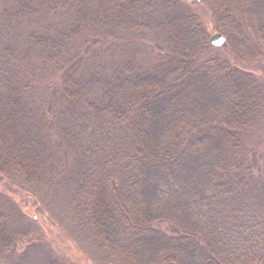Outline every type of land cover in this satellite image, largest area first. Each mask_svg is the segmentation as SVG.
Segmentation results:
<instances>
[{
  "label": "trees",
  "instance_id": "1",
  "mask_svg": "<svg viewBox=\"0 0 264 264\" xmlns=\"http://www.w3.org/2000/svg\"><path fill=\"white\" fill-rule=\"evenodd\" d=\"M89 1L98 15L118 19L134 2ZM157 3L156 27L165 48L153 65L94 99L86 96L81 81L63 79L61 107L90 120L89 125L117 131L121 148L114 165L127 173L111 185L101 161L85 163L77 154L82 169L72 181L74 193L86 207L96 240L116 249L117 264H263L264 227H244L237 207L247 193L239 136L261 107L258 79L242 78L213 53L202 55L227 39L220 47L211 45L189 5ZM18 4L20 15L29 12L26 1ZM210 9L215 28L230 42L239 41L242 55L247 34L254 38L260 31L253 58L264 56V0H211ZM79 12L77 19L73 16L78 23ZM4 44V56L13 55L12 46ZM18 72L0 89V178L40 184L54 167L51 130L41 111L31 109L23 88L11 83L25 77ZM209 102L221 105L210 110ZM193 106L197 115L205 107L210 113L195 117ZM5 235L0 221V248Z\"/></svg>",
  "mask_w": 264,
  "mask_h": 264
},
{
  "label": "rangeland",
  "instance_id": "2",
  "mask_svg": "<svg viewBox=\"0 0 264 264\" xmlns=\"http://www.w3.org/2000/svg\"><path fill=\"white\" fill-rule=\"evenodd\" d=\"M20 1L27 2L29 12H16ZM210 1L182 0L202 22L208 40L220 33L215 28ZM157 2L134 0L118 19L110 13L98 15L88 0H0V89L17 69L25 76L11 83L23 88L31 109L38 108L45 127L50 125L49 148L54 163L52 172L40 184L28 178H0V221L7 242L0 248V264L118 263L116 249L94 237L86 207L74 193L72 183L82 169L77 154L84 156L85 163L91 158L101 161L100 165L109 170L111 185L127 174L114 165L121 148L118 132L89 125L90 120H82L61 107V85L66 76L73 82L79 80L86 96L94 99L115 90L112 87L116 82H128L153 65L165 48L156 27ZM77 11L82 16L79 23L73 18L77 19ZM224 38L227 40L223 46L202 55L206 57L210 52L207 57L213 53L229 61L242 78L258 79L255 81L261 91V107L239 136L247 193L237 207L242 210L238 222L244 227L250 223L264 227V56L253 58L258 47L256 39L262 36L260 31L254 38L247 34L244 55L239 41ZM4 43L12 46L13 55L4 56ZM240 85L235 88L240 89ZM220 105L212 104L210 110ZM208 108L197 115V106H193L191 112L195 117L205 116L210 113ZM83 148L89 153H82Z\"/></svg>",
  "mask_w": 264,
  "mask_h": 264
},
{
  "label": "water",
  "instance_id": "3",
  "mask_svg": "<svg viewBox=\"0 0 264 264\" xmlns=\"http://www.w3.org/2000/svg\"><path fill=\"white\" fill-rule=\"evenodd\" d=\"M210 44L220 47L224 43V37L220 33H215L209 38Z\"/></svg>",
  "mask_w": 264,
  "mask_h": 264
}]
</instances>
